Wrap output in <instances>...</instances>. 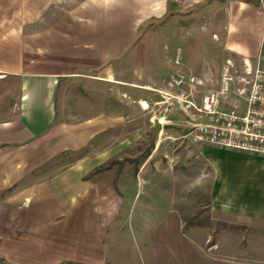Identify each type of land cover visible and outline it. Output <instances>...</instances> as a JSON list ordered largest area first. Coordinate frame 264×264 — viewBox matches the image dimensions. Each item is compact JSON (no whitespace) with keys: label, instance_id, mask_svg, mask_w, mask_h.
Returning a JSON list of instances; mask_svg holds the SVG:
<instances>
[{"label":"crops","instance_id":"1","mask_svg":"<svg viewBox=\"0 0 264 264\" xmlns=\"http://www.w3.org/2000/svg\"><path fill=\"white\" fill-rule=\"evenodd\" d=\"M33 17L40 18L39 7ZM24 18L0 8V34L13 35L24 57L0 69L1 240L31 242L37 257L56 249L68 252V261L99 264L107 249L104 185L83 181L79 170L48 165L68 146L88 141V135L72 136L88 120L73 124L74 112L84 114L92 99L120 100L122 93L150 106L160 97L167 113L180 114L181 128L196 126L186 118L194 113L190 108L220 90L224 67L229 64L233 77L228 97L245 86L239 80L246 70H264V0H68L64 28L55 23L34 32L32 45L19 38L26 33ZM63 80L77 92L58 104ZM10 81L18 82L14 98ZM118 100L104 105L114 108ZM164 120L173 122L168 115ZM201 150L212 216L264 226V156L218 146Z\"/></svg>","mask_w":264,"mask_h":264},{"label":"rangeland","instance_id":"2","mask_svg":"<svg viewBox=\"0 0 264 264\" xmlns=\"http://www.w3.org/2000/svg\"><path fill=\"white\" fill-rule=\"evenodd\" d=\"M1 7L24 12L26 33L19 38L32 45L34 32L36 35L48 30L55 23L64 28L68 0H8L0 1ZM38 7L40 18L34 19ZM11 20L21 22L20 18ZM14 42L13 35L0 34L1 70L14 68V59L20 54L14 49ZM25 55L26 59L31 58V51H25ZM17 83L8 84L10 98L15 96ZM76 92L73 84L61 81L58 104ZM98 100L92 99L84 114L76 110L73 115V124L88 117L82 130L71 132L75 140L88 135V141L68 146L48 165L79 170L84 173L83 181H99L104 185L105 226L101 236L107 249L106 258L99 264H264V226L228 224L209 211L206 193L209 168L201 149L215 145L198 139L196 126L209 123L198 108L191 106L194 113L186 117L196 126L181 128L180 114L167 113L160 97H154L151 106L133 94L122 93L120 100L116 97ZM107 100L118 102L112 108L104 105ZM243 106V96L220 101V108L226 110L241 111ZM167 115L172 124H166ZM153 118L160 119L164 127L151 141ZM101 122H106L104 129L98 126ZM5 194L0 193V200ZM162 203L167 207H161ZM2 220L0 215V233L6 229ZM1 238L0 234V264H88L63 259L68 252L56 249L42 251L37 257L33 255L31 242Z\"/></svg>","mask_w":264,"mask_h":264},{"label":"built area","instance_id":"3","mask_svg":"<svg viewBox=\"0 0 264 264\" xmlns=\"http://www.w3.org/2000/svg\"><path fill=\"white\" fill-rule=\"evenodd\" d=\"M171 1L180 3L182 0ZM228 66L223 68L220 90L201 100L198 112L206 116L209 123L196 126L200 133L198 139L264 156V70L245 71V76L239 80L245 86L236 91L238 96H243L244 106L241 111L226 110L220 108V101L228 97L229 84L233 81ZM179 82L175 79V83Z\"/></svg>","mask_w":264,"mask_h":264},{"label":"water","instance_id":"4","mask_svg":"<svg viewBox=\"0 0 264 264\" xmlns=\"http://www.w3.org/2000/svg\"><path fill=\"white\" fill-rule=\"evenodd\" d=\"M161 130V122L157 118L153 119V128L150 134V140L153 141L154 138H156L160 134Z\"/></svg>","mask_w":264,"mask_h":264},{"label":"trees","instance_id":"5","mask_svg":"<svg viewBox=\"0 0 264 264\" xmlns=\"http://www.w3.org/2000/svg\"><path fill=\"white\" fill-rule=\"evenodd\" d=\"M64 264H72L71 262H65Z\"/></svg>","mask_w":264,"mask_h":264},{"label":"bare ground","instance_id":"6","mask_svg":"<svg viewBox=\"0 0 264 264\" xmlns=\"http://www.w3.org/2000/svg\"><path fill=\"white\" fill-rule=\"evenodd\" d=\"M160 122H161V120L160 119H158Z\"/></svg>","mask_w":264,"mask_h":264}]
</instances>
